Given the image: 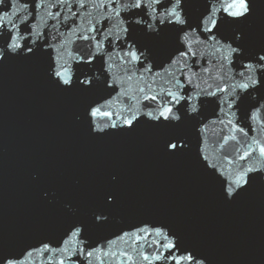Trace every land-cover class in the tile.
Segmentation results:
<instances>
[{
    "label": "snow or ice",
    "instance_id": "6c2138e0",
    "mask_svg": "<svg viewBox=\"0 0 264 264\" xmlns=\"http://www.w3.org/2000/svg\"><path fill=\"white\" fill-rule=\"evenodd\" d=\"M6 3L15 10L0 15V72L16 64L34 68L51 90L75 105L73 125L90 140L148 134L158 155L189 163L226 206L264 187L261 0H31L19 8L20 0H0V6ZM65 5L71 15L63 14L61 21ZM41 8L57 21L51 25L54 34L27 24L33 11L20 15ZM17 21L26 25L23 31ZM61 23L85 43L69 48L74 41L60 31ZM250 97L255 102L248 103ZM205 104L217 106L215 118L197 120ZM43 179L41 173L32 175L40 209L33 225L11 239L0 232V264H212L167 219L143 222L112 239H90L88 233L105 227L112 210L125 203L119 170L87 187L76 179L81 207L63 205L71 215L55 194L40 189Z\"/></svg>",
    "mask_w": 264,
    "mask_h": 264
},
{
    "label": "water",
    "instance_id": "95a60500",
    "mask_svg": "<svg viewBox=\"0 0 264 264\" xmlns=\"http://www.w3.org/2000/svg\"><path fill=\"white\" fill-rule=\"evenodd\" d=\"M24 2L31 0H20L15 7ZM62 7L61 21L63 14L71 15L66 5ZM14 10L6 3L0 6V15L8 11L11 16ZM72 10H77L75 3ZM28 11H33V16L27 24L36 23L41 31L55 33L51 25L57 21L46 15V9H23L20 15ZM17 23L23 31L26 25ZM80 23L83 27L84 21ZM59 27L74 41L69 48L85 43L69 35L67 25ZM47 58L45 54L43 60ZM239 70L237 62L235 71ZM253 97L248 103L255 102ZM74 109L75 105L51 90L32 67L16 64L0 72V232L6 238L20 235L40 215L33 174L43 175L40 189L55 194L59 207L70 203L71 209H78L81 202L75 197L76 179L81 180V187H87L93 179L119 170L125 203L112 210L105 227L88 233L92 241L112 239L114 234L143 222L167 219L200 246L212 264H264V187L240 203L226 206L189 163L158 155L148 134L134 140H90L73 125ZM217 110V106L205 104L197 120H211ZM237 116L243 119L239 112ZM63 211L72 214L69 208ZM116 247L126 245L117 242Z\"/></svg>",
    "mask_w": 264,
    "mask_h": 264
}]
</instances>
